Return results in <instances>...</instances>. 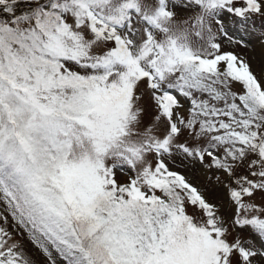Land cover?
Here are the masks:
<instances>
[{"label":"snow or ice","instance_id":"1","mask_svg":"<svg viewBox=\"0 0 264 264\" xmlns=\"http://www.w3.org/2000/svg\"><path fill=\"white\" fill-rule=\"evenodd\" d=\"M0 264H264V0H0Z\"/></svg>","mask_w":264,"mask_h":264}]
</instances>
